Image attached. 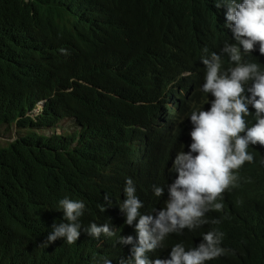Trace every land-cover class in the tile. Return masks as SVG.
Masks as SVG:
<instances>
[{"label": "clouds", "instance_id": "1", "mask_svg": "<svg viewBox=\"0 0 264 264\" xmlns=\"http://www.w3.org/2000/svg\"><path fill=\"white\" fill-rule=\"evenodd\" d=\"M188 9L193 33L181 59L157 78L152 74L150 92L125 110L134 117L133 133L141 131L144 139L129 143L137 149L131 162L145 167L129 176L114 170L110 154L104 156L87 182L102 186L120 177L116 197L104 196L107 219L82 226L84 197L63 194L51 209L46 204L40 209L48 215L39 246L54 251L85 245L90 256L85 264H228L224 257L241 238L264 256V0H190ZM25 85L20 79L18 89ZM86 87L104 93L79 77L69 78L67 93ZM25 92L36 95L34 107L23 112L22 104L17 118L30 121L0 131V143L16 141L24 130L44 138L75 132L73 117L47 127L40 120L47 97L31 86ZM65 121L69 125L61 126ZM11 131L14 136H7ZM79 137L71 150H78ZM126 153L131 155L129 147ZM60 164L57 191L73 188L79 165ZM10 170L0 160V197ZM184 230H190L187 239L173 236L168 244ZM195 234L197 241H190ZM18 252L28 253L23 247L0 248V264H16ZM44 258L34 249V264Z\"/></svg>", "mask_w": 264, "mask_h": 264}, {"label": "trees", "instance_id": "2", "mask_svg": "<svg viewBox=\"0 0 264 264\" xmlns=\"http://www.w3.org/2000/svg\"><path fill=\"white\" fill-rule=\"evenodd\" d=\"M102 2L0 0V131L6 132L13 125L24 127L30 121L17 118L22 104L23 112L34 107L36 95L25 92L28 86L37 88V95L48 99L40 119L47 127L73 117L76 128L75 132L51 138L28 133L0 147V160L11 164L0 197V248L27 249V254L18 252L16 264H34V249L45 255L41 264H85L90 258L85 245L54 251L39 246L37 242L48 215L40 209L44 204L51 209L57 197L69 194L84 197L82 226L95 218L107 219L109 206L101 211L106 203L104 196L107 194L111 201L116 197L115 185L120 177L90 187L87 180L92 178L91 171L109 154L116 163L115 171L122 170L131 176L137 168L145 167L144 162H131L137 149L129 143L144 139L141 131L133 133L134 117L125 110L128 103L150 92V76L157 78L163 69L181 59L192 40L190 0H110L111 12ZM95 41L101 45L91 54L90 42ZM73 77L104 93L87 87L67 93L68 80ZM20 79L26 83L21 90ZM137 116L140 117L139 113ZM78 136L79 148L71 150L70 145ZM128 147L131 155L126 153ZM62 161L79 165L74 168L77 179L73 180V188L57 191ZM50 184L52 191L34 204L49 191ZM21 212L16 220L12 218ZM219 224L223 226L221 221ZM189 232L171 235L168 244L173 236L176 241L187 239ZM198 235L190 241L196 242ZM236 241L224 257L228 264H264L262 254L248 249L241 238Z\"/></svg>", "mask_w": 264, "mask_h": 264}, {"label": "bare ground", "instance_id": "3", "mask_svg": "<svg viewBox=\"0 0 264 264\" xmlns=\"http://www.w3.org/2000/svg\"><path fill=\"white\" fill-rule=\"evenodd\" d=\"M71 2V1H70ZM69 2V3H70ZM61 2H59V4H60ZM103 6H108V8H106L109 12H111L110 11V9H111V7H110V0H103ZM67 4V3H66ZM62 6V5H61ZM88 28V33H90L91 34V32H90V26H88L87 27ZM90 45H91V47H92V49H91V54H93L98 48H99V45H101V43L99 42V41H95V44H93L92 42H90ZM90 56V54L88 53L87 55H86V58H88ZM76 57H78V56H76ZM71 62V61H70ZM25 122V121H24ZM24 122H22V123H24ZM15 127H17L18 128V126L17 125H15ZM19 129V128H18ZM53 198V197H52ZM51 198V199H52ZM41 206V205H40ZM42 208V207H41ZM40 209V208H39ZM38 209V210H39ZM35 211H36V209H34ZM39 212V211H38ZM33 213V212H32ZM31 213V214H32ZM28 221H29V219H28ZM27 221V222H28ZM31 223V222H30ZM29 223V224H30ZM24 226V225H23ZM26 226V225H25ZM27 227V226H26ZM26 229V228H25ZM29 229V228H28ZM27 234H29V233H27ZM31 235V234H30ZM31 237V236H30ZM30 239V238H29ZM33 239V238H32ZM86 250V249H85Z\"/></svg>", "mask_w": 264, "mask_h": 264}, {"label": "rangeland", "instance_id": "4", "mask_svg": "<svg viewBox=\"0 0 264 264\" xmlns=\"http://www.w3.org/2000/svg\"><path fill=\"white\" fill-rule=\"evenodd\" d=\"M68 125H69L68 121L61 123V126H63V127H66ZM27 132H29V131L24 130L23 132H19V133H17V137L22 136V135L24 136ZM14 134H15V132L11 131V132L7 133L6 135L12 137V136H14ZM4 146H5V144L0 143V147H4Z\"/></svg>", "mask_w": 264, "mask_h": 264}]
</instances>
